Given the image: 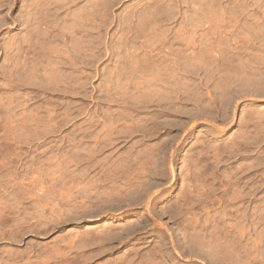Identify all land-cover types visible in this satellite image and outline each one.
<instances>
[{
    "label": "rangeland",
    "instance_id": "obj_1",
    "mask_svg": "<svg viewBox=\"0 0 264 264\" xmlns=\"http://www.w3.org/2000/svg\"><path fill=\"white\" fill-rule=\"evenodd\" d=\"M0 264H264V0H0Z\"/></svg>",
    "mask_w": 264,
    "mask_h": 264
},
{
    "label": "bare ground",
    "instance_id": "obj_2",
    "mask_svg": "<svg viewBox=\"0 0 264 264\" xmlns=\"http://www.w3.org/2000/svg\"><path fill=\"white\" fill-rule=\"evenodd\" d=\"M21 18V17H20ZM31 36V35H30ZM39 38H40V36H39ZM39 40V39H38ZM8 46V45H7ZM10 46V45H9ZM13 46V45H12ZM206 229V228H205ZM218 238V237H217ZM227 241V240H226ZM209 245V244H208ZM216 245V244H215ZM198 249V248H197ZM221 250V249H220ZM210 252V251H209ZM154 253V252H153ZM220 253V252H219ZM218 253V254H219ZM215 254V253H214ZM221 255V254H220ZM228 256V255H227Z\"/></svg>",
    "mask_w": 264,
    "mask_h": 264
}]
</instances>
